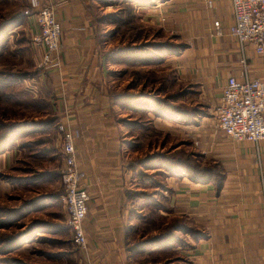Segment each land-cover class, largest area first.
I'll return each mask as SVG.
<instances>
[{
	"label": "rangeland",
	"instance_id": "1",
	"mask_svg": "<svg viewBox=\"0 0 264 264\" xmlns=\"http://www.w3.org/2000/svg\"><path fill=\"white\" fill-rule=\"evenodd\" d=\"M168 2L174 1H92L96 34L105 59V78L98 86L105 92L101 102L110 104L105 117L115 122L117 134V124L127 132L120 141V152L121 161L130 172L125 244L129 264H195L197 239L208 236L209 229L194 220L196 215L188 218L182 207L168 204V198L181 187L182 181L201 183L202 176L220 171L222 166L206 160L197 145V133L203 137L207 128L199 130L195 125L201 118L210 117L215 110L213 103L204 104L205 99L198 97L196 87L188 85L181 74L183 66L197 72L209 52L204 54L200 42H182L186 33L181 23L182 12L167 15L163 8ZM34 12L29 0H0V24L11 17L17 20L0 31V67L12 70L16 78L35 77L37 86V92L36 88L28 89L27 85L33 84L28 80L23 85L12 83L0 88V96H12L11 100L0 98V135L10 124L16 126H11L14 128L7 133L8 137L22 130L23 125H17L24 118L32 120L33 125L42 124L39 130L44 131L27 141L31 146L25 153L20 151L15 162L20 191L15 190L9 204L0 202V258L10 264H85L81 249L72 240L67 217L61 227L68 231L61 235L44 233L50 228L46 222H37L35 218L24 221L28 217L22 210L29 207L40 209L50 220L52 212L62 208L64 194L60 177L65 157L63 140L57 113L51 109L55 86L45 74L48 69L38 66L40 57L28 39L26 19ZM165 16L170 19L167 24ZM39 78H43L40 85ZM39 86L46 92L39 91ZM151 116L158 118L155 125ZM37 148L41 152L34 155ZM30 151L34 152L29 154ZM169 178L174 179L171 189L167 188ZM23 198L31 200L18 208L11 207L18 206ZM37 199L58 200L43 207L44 203L38 205ZM40 230L41 233L37 232Z\"/></svg>",
	"mask_w": 264,
	"mask_h": 264
},
{
	"label": "crops",
	"instance_id": "2",
	"mask_svg": "<svg viewBox=\"0 0 264 264\" xmlns=\"http://www.w3.org/2000/svg\"><path fill=\"white\" fill-rule=\"evenodd\" d=\"M50 1L55 6L56 20L61 28V66L45 71L55 86L51 109L57 113V125L68 124L81 132L75 140L76 161L85 173L82 182L89 192L84 224L87 247L79 251L86 259L85 264H129L130 254L125 244L128 240L126 228L130 201L127 191L130 190V172H127L121 161L120 152V141L126 138L123 135L127 132L122 131L117 124L116 133L115 122L105 117V112L110 111V104L101 102L105 92L98 86L102 85L105 78V59L96 34L93 0ZM173 1L168 2L163 9L167 10V15L175 16L182 12L181 23L186 32L182 42H200L204 54L208 55L209 52V57L201 62L197 72L194 73L187 66H183L181 72L188 85L196 87L198 97L205 99L204 104L210 105L212 102L214 109L219 103L227 77L234 76L240 80L243 69L250 77L264 80V57L255 54L251 44H245L240 49L236 39L229 33L233 23L231 0H211L210 5L207 0ZM165 17L167 24L170 19ZM27 20L28 39L40 57L41 47L32 42L38 27L33 16ZM214 21L219 22L218 28L214 26ZM207 43L208 49L205 47ZM242 58L246 60L244 68ZM0 71L3 72L1 67ZM34 78L21 76L12 83L23 85L29 80L35 84ZM41 81L43 78L38 79L39 85ZM33 84L27 87L36 88L37 92V86ZM39 91L46 92V89L40 87ZM8 95L5 93L0 98H8ZM10 98L12 96L8 100ZM211 115L201 118L195 125L199 130L205 126L207 128L205 136L201 137L197 133L200 137L197 145L203 157L222 165L221 169L211 174L212 181L205 180L197 184L182 181L179 184L181 187L168 198V204L182 207L183 214L188 218L196 215L194 220L209 229L208 236L197 239L195 264H264V140L258 143L234 141L215 127V110ZM22 120L17 126L23 125L24 128L0 142L1 203L9 204L15 190L20 191L14 174L20 151L25 153L31 146L27 141L44 132L39 130L42 124L33 125L30 119ZM157 120V117L150 118L154 125ZM20 143H23V147ZM37 146L40 147V144ZM37 149L29 154L41 152L40 148ZM122 151L126 153V148ZM173 183L174 179H167V188L171 189ZM30 200L23 198L18 206L11 207L18 208ZM56 200L41 202L39 199L37 204L44 203V207ZM63 203L60 204L61 212H52L50 220L41 214L40 209L29 207L22 210L28 217L24 221L35 218L37 222H46L50 228L44 233H67L68 229L64 231L61 227L67 217ZM196 210L197 213H192ZM37 232L41 233L42 230ZM0 264L10 263L1 257Z\"/></svg>",
	"mask_w": 264,
	"mask_h": 264
},
{
	"label": "built area",
	"instance_id": "3",
	"mask_svg": "<svg viewBox=\"0 0 264 264\" xmlns=\"http://www.w3.org/2000/svg\"><path fill=\"white\" fill-rule=\"evenodd\" d=\"M32 15L38 27V33L32 42L41 47L38 66L42 69H54L61 66L60 24L56 20L55 6L50 0H29ZM211 4V0H207ZM233 23L229 33L236 39L239 48L251 44L255 54L264 57V0H231ZM219 27V22L214 21ZM243 68L246 60L242 58ZM242 79L229 76L222 86L219 103L215 107L217 129L223 131L232 140L258 143L264 140V80L250 77L243 69ZM62 134L64 167L61 182L64 186L63 202L67 213V224L72 232L74 244L85 250L87 238L84 221L89 199L86 186L82 183L84 172L76 161L75 140L80 137L78 129L68 124H59Z\"/></svg>",
	"mask_w": 264,
	"mask_h": 264
},
{
	"label": "trees",
	"instance_id": "4",
	"mask_svg": "<svg viewBox=\"0 0 264 264\" xmlns=\"http://www.w3.org/2000/svg\"><path fill=\"white\" fill-rule=\"evenodd\" d=\"M13 21H17L16 20V17H11V19L8 21V22H3V23H1L0 24V31H4V29H5V27H7V26H10V24L11 25H13ZM19 22V21H18ZM2 33H0V35H1ZM61 34V33H60ZM136 39H138V38H136ZM136 39L134 40V41H136ZM142 59H145L146 60V58H142ZM144 64H146V63H144ZM49 71H51V70H49ZM53 71V70H52ZM2 75H3V78H2ZM14 80H16V77H15V75L13 74V72H12V70H8V69H3V72H1L0 71V88L2 89L3 87H5V86H11L12 85V82H14ZM10 99H12V98H10ZM178 113H182V115H183V112H181V111H178ZM185 117H183V119H184ZM12 125H15V124H10V125H8L7 127V129H4L3 131H2V134L0 135V142L1 141H4V140H6L7 139V137H8V135H7V133L12 129V128H14V127H12L11 128V126ZM16 126V125H15ZM170 165V164H169ZM191 178L193 177V176H190ZM200 179H202V180H200L201 182H204L205 180L206 181H212L213 180V176L211 175V174H206V175H204V176H202ZM218 180H220L219 179V177H218ZM200 181H196V182H200Z\"/></svg>",
	"mask_w": 264,
	"mask_h": 264
}]
</instances>
